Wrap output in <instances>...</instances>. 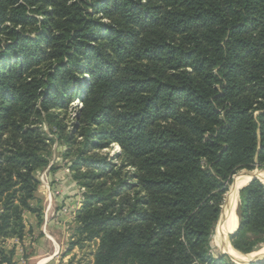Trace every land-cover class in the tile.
Segmentation results:
<instances>
[{
	"label": "trees",
	"instance_id": "1",
	"mask_svg": "<svg viewBox=\"0 0 264 264\" xmlns=\"http://www.w3.org/2000/svg\"><path fill=\"white\" fill-rule=\"evenodd\" d=\"M76 98L67 130L54 111ZM45 118L85 188L70 247L98 239L91 264H234L211 237L232 175L264 168V0H0V264L42 222ZM237 215L248 253L259 180Z\"/></svg>",
	"mask_w": 264,
	"mask_h": 264
},
{
	"label": "rangeland",
	"instance_id": "2",
	"mask_svg": "<svg viewBox=\"0 0 264 264\" xmlns=\"http://www.w3.org/2000/svg\"><path fill=\"white\" fill-rule=\"evenodd\" d=\"M100 15V13L98 14ZM105 20V19H104ZM29 27V26H26ZM82 107V101L78 98L73 99L68 103L66 108L61 110H55L54 112L60 117L63 118V121L66 125L67 130H71L73 128V124L76 122V117L78 114V110ZM41 128L43 132L47 135V138H50V145L48 146V152L50 151V157H49V164L39 170L37 172V178L39 180V186L37 189V192L39 191V194H42V222L39 226L36 225V219L33 218L32 224L34 225V229H32V233L26 234V238L24 239V243L13 241L14 243H11L14 247V260L17 264H91L94 259V253L96 251V247L98 244V239L84 241L82 245H73L70 247V242L74 240L73 230L76 225V216L79 212L80 207L72 211H68V198L69 196H64L63 200L57 201V207L55 206L52 197H53V188L50 182V175L48 174V169L52 165V168L60 167L63 168V171L67 173L66 168L69 171V174L71 176V172L69 169V165L72 163V159L70 156L66 155L67 151H69V147L64 141L58 140L56 129L53 128L52 123H50L48 120H43L41 123ZM55 137V138H54ZM54 138L55 140H51ZM77 139H81V137H77ZM119 151V147L117 144H111L109 148L102 149V153H109L113 154V152ZM74 156V155H73ZM72 156V158H73ZM254 170L262 171L264 168L255 166L253 168L247 169V168H241L237 170L231 178V181L228 183L226 190L223 193L222 201L220 204V212L226 209V203L225 202H231L234 200V206H233V214L235 219V225L232 228H238V222L236 225V216L237 215V208L239 203V193L240 190L249 184L251 181H253V177H251L247 182L239 186L235 193V182H236V176L237 175H246L248 172H252ZM69 176V175H68ZM69 176V177H70ZM42 177L43 182L41 183L40 178ZM72 179V184L75 185L76 191L74 190V193H70V197L74 201H83V195L85 188L84 186H81L74 178L70 177ZM257 179V178H255ZM261 183L264 184V182L261 181V179H257ZM77 188H79V193H77ZM234 189V190H233ZM42 191V193H41ZM44 194V195H43ZM82 201L80 204L82 205ZM62 202V203H61ZM72 203V201H71ZM73 204L70 205V207H73ZM232 207V206H231ZM30 216V215H29ZM218 216V219H219ZM218 219L215 223L214 231L211 237V246H212V253L217 254L221 253V251L225 252L226 247H228V244L225 239L220 237V229L218 224ZM231 230V229H230ZM237 231V229H236ZM235 231V232H236ZM234 232V233H235ZM41 233V234H39ZM223 233V232H222ZM232 233V234H234ZM217 234V235H216ZM224 234V233H223ZM230 234L227 236L229 244L232 246L230 248L236 250L240 254L244 255H250V253H259L260 256L255 261H258L257 264H264V242L259 244L258 248L255 250L244 253L239 250H237L232 242ZM216 235V236H215ZM215 236V237H214ZM225 236V234H224ZM223 236V237H224ZM225 244V247L223 245ZM22 244V245H20ZM221 245V246H220ZM222 249L221 250V248ZM22 250V252L20 251ZM225 250V251H224ZM27 254V255H26ZM224 256H226V260L236 264L234 262V258L228 253H221ZM248 259V258H247ZM43 261V262H42ZM256 264V263H251Z\"/></svg>",
	"mask_w": 264,
	"mask_h": 264
},
{
	"label": "crops",
	"instance_id": "3",
	"mask_svg": "<svg viewBox=\"0 0 264 264\" xmlns=\"http://www.w3.org/2000/svg\"><path fill=\"white\" fill-rule=\"evenodd\" d=\"M48 171H49L48 174L50 175V182H51V185H52V188L54 191L52 194L53 195L52 200H53L55 206L57 207V201L63 200L64 196H66V197L69 196L67 198H71L70 193H74L73 191L74 190L76 191V188L74 187L75 185L72 184V179L70 178L71 177L70 174L65 173L63 171V168L54 167V168H49ZM41 193H42V191H41ZM38 194H39V191H38ZM39 195H40V197H43V196H41L42 194H39ZM27 219H28V223L32 224L33 218L31 216H29V214H27ZM25 238H26V236L23 238L22 241H18V240L17 241L24 243ZM13 241H16V240L15 239H8L6 241V245L9 247L11 245V243H14ZM20 245H22V244H20Z\"/></svg>",
	"mask_w": 264,
	"mask_h": 264
},
{
	"label": "bare ground",
	"instance_id": "4",
	"mask_svg": "<svg viewBox=\"0 0 264 264\" xmlns=\"http://www.w3.org/2000/svg\"><path fill=\"white\" fill-rule=\"evenodd\" d=\"M251 177H258L259 179H261L262 182H264V170L262 171H258V170H254L252 172H248L246 175H237L236 176V182H235V185H234V188H235V193H236V190L239 186H241L242 184H244L245 182H247ZM234 190V189H233ZM230 205L232 206L231 207V211H230V214L228 215V219H227V227L229 232L233 231L232 228L234 227L235 225V219H234V214H233V206H234V200L229 202ZM237 222H238V219H237V216H236V225H237ZM236 227V226H235ZM231 229V230H230ZM217 235V234H216ZM215 235V236H216ZM214 236V237H215ZM224 236V235H223ZM223 236H220L222 237L223 239L226 240L227 244H228V247H226V251L225 252H228L233 258H237L238 260H244V261H247L249 258L251 259H258V257L260 256L259 253L255 252V253H250V255H244V254H240L238 253L236 250L230 248L232 247L230 244H229V241H228V238L227 236L225 235L224 237ZM224 247H225V244L223 243ZM221 246V245H220ZM230 246V247H229ZM224 249L223 246L221 248V250ZM248 258V259H247ZM43 262V261H42ZM38 264H41L38 263Z\"/></svg>",
	"mask_w": 264,
	"mask_h": 264
},
{
	"label": "water",
	"instance_id": "5",
	"mask_svg": "<svg viewBox=\"0 0 264 264\" xmlns=\"http://www.w3.org/2000/svg\"><path fill=\"white\" fill-rule=\"evenodd\" d=\"M255 178L258 179V177H253V179H255ZM225 203H226V209L224 211H223V209L221 210V213H220V216H219V219H218V224H219V229H220V232H219L220 236H223L224 234L229 236L230 234L234 233L236 231V229H237V226H236V228L233 231L229 232L228 228H226L227 227L226 225H227L228 215L230 214V211H231V205H230L229 202H225ZM221 253H225V252L221 251ZM234 259H235L234 262L236 264H251L253 262L256 263V264L258 263V261H255V259H251V258H249L247 261L238 260L237 258H234ZM263 261H264V259H263Z\"/></svg>",
	"mask_w": 264,
	"mask_h": 264
},
{
	"label": "built area",
	"instance_id": "6",
	"mask_svg": "<svg viewBox=\"0 0 264 264\" xmlns=\"http://www.w3.org/2000/svg\"><path fill=\"white\" fill-rule=\"evenodd\" d=\"M66 171H67V173H69V171H68V169L66 168ZM40 180H41V183L43 182V180H42V177L40 178ZM79 188H77V193H79ZM80 193H81V191H80ZM81 201H82V197H81V199H80ZM71 201H72V203H71ZM81 201H77V200H75L74 201V204H73V200H72V198H68V202H67V205L69 206L68 207V211H70L71 209H72V211H75V210H77L80 206H81V204H80V202ZM73 204V207L71 208L70 207V205H72ZM80 205V206H79ZM79 206V207H78ZM77 208V209H76ZM20 251L22 252V250L20 249Z\"/></svg>",
	"mask_w": 264,
	"mask_h": 264
}]
</instances>
